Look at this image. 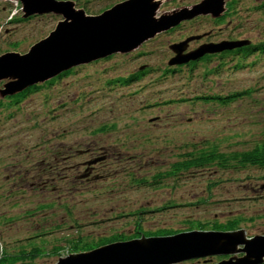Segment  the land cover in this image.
<instances>
[{
  "label": "rangeland",
  "instance_id": "374dc122",
  "mask_svg": "<svg viewBox=\"0 0 264 264\" xmlns=\"http://www.w3.org/2000/svg\"><path fill=\"white\" fill-rule=\"evenodd\" d=\"M121 1L73 0L94 15ZM157 1L159 17L202 0ZM235 2L222 23L211 14L184 19L135 49L75 65L12 97L0 94V257L39 246L33 264H56L114 242L97 245L108 239L200 224L213 230L233 220L248 237L264 234V167L210 164L165 174L188 152L264 144V53L225 50L169 65V45L191 35L202 37L190 48L206 40L264 41V0ZM22 8L21 0H0V55L28 52L63 19L53 12L19 19ZM243 92L224 102L200 99ZM96 154L107 159L84 176L83 162ZM229 255L175 264H215Z\"/></svg>",
  "mask_w": 264,
  "mask_h": 264
},
{
  "label": "water",
  "instance_id": "95a60500",
  "mask_svg": "<svg viewBox=\"0 0 264 264\" xmlns=\"http://www.w3.org/2000/svg\"><path fill=\"white\" fill-rule=\"evenodd\" d=\"M24 16L53 12L62 15L50 34L33 44L28 52L0 55V81L11 79L0 94L4 97L30 85L46 81L75 65L88 63L115 52L139 47L158 33L178 25L184 19L225 12L228 0H202L157 17V0H124L100 14L89 15L71 0H21ZM192 35L170 45L175 52L169 64H182L207 53L234 49L249 44L248 39L204 43L187 51ZM102 155L88 161L97 163ZM242 256H234L238 253ZM233 255L216 264H261L264 262V234L251 237L245 229L191 230L163 236H142L115 241L89 251L59 258L56 264H175L212 255Z\"/></svg>",
  "mask_w": 264,
  "mask_h": 264
},
{
  "label": "trees",
  "instance_id": "16d2710c",
  "mask_svg": "<svg viewBox=\"0 0 264 264\" xmlns=\"http://www.w3.org/2000/svg\"><path fill=\"white\" fill-rule=\"evenodd\" d=\"M235 1L236 0H228L226 2L225 12L218 17H214V19H215L214 21L216 23L217 22L222 23L225 21V19L227 18L226 16L230 13L229 10L236 8V6H235L236 2ZM259 7L263 8L264 4L259 5ZM81 8L90 15L95 14L94 12L87 11V8L84 9L83 5ZM17 19H18V17L13 16L10 21L17 20ZM19 19L25 20L26 18H19ZM174 29L175 28H173L172 30H174ZM241 39H248L250 41V43L246 44L242 47L234 48L232 51H234V52L237 51L238 54L243 53L244 57H249V56L255 55L256 53H264V41L258 42V43H253L249 38H238V39H231V40H241ZM224 40H228V39H224ZM213 42H215V41H213ZM211 54H213V53H211ZM194 61H196V60H194ZM65 73H67V71L61 73L59 76L62 77ZM34 87H37V86L35 85ZM241 94H244V92L239 93V94H231V95H227V96H212V95L202 96L205 98H200V99H207V100L219 99L221 102H224L227 100H233ZM105 129H106L105 126H102L100 128L101 131H104ZM97 130L99 131V129H97ZM214 146L215 145H212V147L205 149V150H202V151H199V152L196 151L195 153L194 152L186 153L184 158L181 159L180 161L174 162L173 165L171 166V169L169 171H167L165 174L167 176L175 175V174L177 175V173L180 172L181 170H187V169L189 170L193 167H201V166H206V165H210V164H217L219 166L220 165L224 166L226 164L234 163V167H237V165H242V166L255 165V166L264 167V144L256 145L255 147H253L252 149H249V150L232 151V153H230V154H226L224 152H219L218 149ZM98 155L99 154H96L95 156H98ZM63 156L60 155L61 158H63ZM52 175H53L52 178H55L58 176V173H57V175L56 174H52ZM237 224H238V222L235 220L229 221V222L223 223V224L215 223L213 225V230H224V231L235 230V229H238ZM199 227L201 229L198 228L197 230H206L202 224H200ZM191 230H194V228ZM138 232L139 233L137 236L142 234V232H140V231H138ZM177 232H180V231H173V230H169V229H167V230L164 229V230H158L154 233L143 232V234H146V235H150V234L169 235V234H174ZM129 239H131V238H129ZM118 240H124V239H121V238H118V239L113 238L110 240L108 239V240L100 242L97 245H101L104 242H111V241H118ZM95 246L87 247V248H85L87 250H84V251H88V250H91L93 248H96ZM82 251H83V249L80 250V252H82ZM41 253H43V251L41 248H39V246H33L32 249L29 251L22 250V252H20L16 255H8V254H5V252H4V255L2 254V256L0 257V264H14L15 262H18V261H22V264H33L34 259H36Z\"/></svg>",
  "mask_w": 264,
  "mask_h": 264
},
{
  "label": "flooded vegetation",
  "instance_id": "af4514ba",
  "mask_svg": "<svg viewBox=\"0 0 264 264\" xmlns=\"http://www.w3.org/2000/svg\"><path fill=\"white\" fill-rule=\"evenodd\" d=\"M207 42H211L210 40H206V41H203V42H201L200 44H202V43H207ZM199 44V45H200ZM197 46H195L194 48H196ZM194 48H188V50H191V49H194ZM73 147V146H72ZM72 147L71 146H67V150L68 151H71V149H72ZM77 151H85V149H78ZM88 151V150H87ZM100 151V150H99ZM74 152H75V149H74ZM66 157H70V153L69 154H67V156ZM64 158H65V156H64ZM85 161H87V160H85ZM84 161V162H85ZM83 162V163H84ZM84 166H85V169H84V173H87V174H89V175H91L90 173H92L93 171H94V168H95V165L94 166H90V167H87V165H85L84 164ZM89 168V169H88ZM87 178H90L89 176L87 177ZM86 178V179H87ZM238 254H241L240 256H242V255H244V253H238ZM231 258V255H229V257H228V259H230Z\"/></svg>",
  "mask_w": 264,
  "mask_h": 264
}]
</instances>
